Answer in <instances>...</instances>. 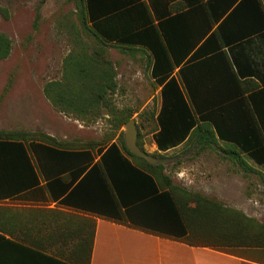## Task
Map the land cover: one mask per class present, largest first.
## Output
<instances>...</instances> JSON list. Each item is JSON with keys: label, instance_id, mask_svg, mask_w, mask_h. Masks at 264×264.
<instances>
[{"label": "trees", "instance_id": "trees-1", "mask_svg": "<svg viewBox=\"0 0 264 264\" xmlns=\"http://www.w3.org/2000/svg\"><path fill=\"white\" fill-rule=\"evenodd\" d=\"M68 1L75 3L85 34L97 40L99 49L75 57L63 81L47 84L44 91L55 108L84 119L100 106L107 107V95L116 89V73L100 53L108 44L129 51L141 48L152 55L151 75L161 87L153 135L158 150L189 143L203 150L222 142L228 146L221 148L225 156L244 172L255 171L243 155L264 170V83L249 79L261 65L256 54L264 58L259 47L264 41L261 0ZM11 51V39L0 33V60ZM218 77L224 83H217ZM73 83L87 84L78 90ZM112 114L117 129L131 120L130 115ZM18 135L21 138L9 133L0 137V200L48 194L60 205L191 246L264 248V225H255V242L245 244L242 235L253 230L250 220L233 212L247 225L230 224L227 208L172 183L162 165L127 148L123 132L119 141L107 146L81 149L57 145L52 137L51 143L26 142L24 133ZM7 225L0 224V242L12 243L14 230ZM235 226L240 235L228 243V227ZM218 232L224 244L215 240ZM1 252L2 245L0 264Z\"/></svg>", "mask_w": 264, "mask_h": 264}, {"label": "rangeland", "instance_id": "rangeland-1", "mask_svg": "<svg viewBox=\"0 0 264 264\" xmlns=\"http://www.w3.org/2000/svg\"><path fill=\"white\" fill-rule=\"evenodd\" d=\"M0 33L12 41L10 56L0 60V137L9 133L19 139L18 133H24L26 142L51 143L48 138L52 137L55 144L65 147H103L119 141L122 132L125 141V125L117 129L112 113L130 115L137 123V144L158 160L153 165H162L163 173L186 192L199 193L227 208L230 224L243 226L250 220L253 230L248 228L251 232L242 235L243 242H255L251 241L255 225H264V170L243 155L255 171L244 172L225 156L221 148L228 146L222 142L203 150L189 143L158 151L153 135L158 129L161 87L151 75L153 57L149 51H129L116 44L103 48L100 54L116 73V89L108 93L107 107L100 106L82 119L75 113L60 112L44 91L50 82L63 81L66 67L72 68L75 57L90 56L99 49L97 40L85 34L75 3L0 0ZM73 84L81 90L87 83ZM239 226L228 227V243L237 241L231 237L240 235ZM214 234L217 242L225 243L219 232ZM228 250L264 259V248L233 245Z\"/></svg>", "mask_w": 264, "mask_h": 264}, {"label": "crops", "instance_id": "crops-1", "mask_svg": "<svg viewBox=\"0 0 264 264\" xmlns=\"http://www.w3.org/2000/svg\"><path fill=\"white\" fill-rule=\"evenodd\" d=\"M261 2L264 5V0ZM259 47L264 50V41ZM256 55L261 65L254 67L258 74L249 79L264 83V58ZM217 83L224 82L218 77ZM15 201L18 203L8 204ZM5 221L14 230V238L5 234L12 243L0 242L2 264H264L258 257H244L224 248L191 246L63 206L51 201L48 194L0 200V224Z\"/></svg>", "mask_w": 264, "mask_h": 264}, {"label": "water", "instance_id": "water-1", "mask_svg": "<svg viewBox=\"0 0 264 264\" xmlns=\"http://www.w3.org/2000/svg\"><path fill=\"white\" fill-rule=\"evenodd\" d=\"M138 128L134 119L129 120L125 125V144L127 148L137 156L145 158L151 164H157L158 160L144 151L138 144Z\"/></svg>", "mask_w": 264, "mask_h": 264}]
</instances>
